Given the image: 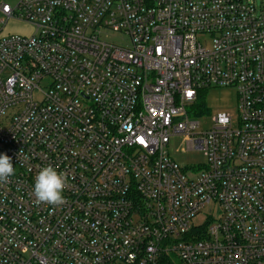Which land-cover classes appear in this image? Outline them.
Segmentation results:
<instances>
[{
  "label": "built area",
  "instance_id": "obj_1",
  "mask_svg": "<svg viewBox=\"0 0 264 264\" xmlns=\"http://www.w3.org/2000/svg\"><path fill=\"white\" fill-rule=\"evenodd\" d=\"M0 14V154L16 169L0 183V264H264V5L19 0ZM11 21L32 33H3ZM223 86L236 125L221 113L204 131L196 103ZM176 135L206 164L181 167ZM47 165L68 178L58 207L33 195Z\"/></svg>",
  "mask_w": 264,
  "mask_h": 264
},
{
  "label": "rangeland",
  "instance_id": "obj_2",
  "mask_svg": "<svg viewBox=\"0 0 264 264\" xmlns=\"http://www.w3.org/2000/svg\"><path fill=\"white\" fill-rule=\"evenodd\" d=\"M4 1L11 5H16L19 0H0V3ZM253 1V0H252ZM256 4L260 7L264 5V0H255ZM1 18V14H0ZM1 28V27H0ZM3 33H18V34H30L32 33V27L23 22L11 21L5 28ZM109 40H115L116 42H127V39L118 33H109L104 35ZM206 112L199 116V121L202 130L209 129L215 117L218 114L226 113L233 117L234 124L239 115V99L238 91L234 86L212 87L207 89L205 96ZM188 136L176 135L171 138L168 145V151L170 156L183 168H189L191 166L202 167L206 164L207 159L202 150H189L187 142ZM204 211H207L204 210ZM204 215L201 214L195 219V222L201 223L204 221Z\"/></svg>",
  "mask_w": 264,
  "mask_h": 264
},
{
  "label": "clouds",
  "instance_id": "obj_3",
  "mask_svg": "<svg viewBox=\"0 0 264 264\" xmlns=\"http://www.w3.org/2000/svg\"><path fill=\"white\" fill-rule=\"evenodd\" d=\"M16 175L12 157L0 154V183H8ZM68 188L66 173L52 165L42 167L34 179L33 195L37 204H48L53 207L63 205L66 200L63 193Z\"/></svg>",
  "mask_w": 264,
  "mask_h": 264
},
{
  "label": "trees",
  "instance_id": "obj_4",
  "mask_svg": "<svg viewBox=\"0 0 264 264\" xmlns=\"http://www.w3.org/2000/svg\"><path fill=\"white\" fill-rule=\"evenodd\" d=\"M205 96H206V90H204L201 93V96L199 97L197 103H196V111L195 114L201 113L202 111H206V103H205Z\"/></svg>",
  "mask_w": 264,
  "mask_h": 264
}]
</instances>
